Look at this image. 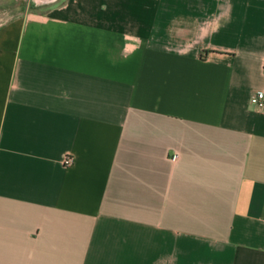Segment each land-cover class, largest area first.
<instances>
[{"label": "crops", "instance_id": "obj_1", "mask_svg": "<svg viewBox=\"0 0 264 264\" xmlns=\"http://www.w3.org/2000/svg\"><path fill=\"white\" fill-rule=\"evenodd\" d=\"M263 59L264 0L0 16V264H264Z\"/></svg>", "mask_w": 264, "mask_h": 264}, {"label": "built area", "instance_id": "obj_2", "mask_svg": "<svg viewBox=\"0 0 264 264\" xmlns=\"http://www.w3.org/2000/svg\"><path fill=\"white\" fill-rule=\"evenodd\" d=\"M262 66L264 67V59L262 61ZM249 103L260 110L261 112H264V92L262 89H255L249 96ZM64 161L66 163H69L71 161L70 156H65Z\"/></svg>", "mask_w": 264, "mask_h": 264}, {"label": "rangeland", "instance_id": "obj_3", "mask_svg": "<svg viewBox=\"0 0 264 264\" xmlns=\"http://www.w3.org/2000/svg\"><path fill=\"white\" fill-rule=\"evenodd\" d=\"M27 4V0H3L0 1V16L5 15L6 12L19 9Z\"/></svg>", "mask_w": 264, "mask_h": 264}]
</instances>
